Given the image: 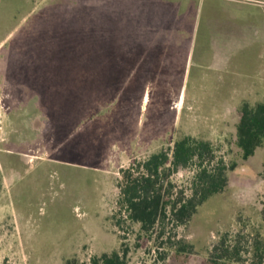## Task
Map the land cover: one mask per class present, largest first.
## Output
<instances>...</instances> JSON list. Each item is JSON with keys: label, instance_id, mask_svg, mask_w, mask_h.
Returning <instances> with one entry per match:
<instances>
[{"label": "rangeland", "instance_id": "rangeland-1", "mask_svg": "<svg viewBox=\"0 0 264 264\" xmlns=\"http://www.w3.org/2000/svg\"><path fill=\"white\" fill-rule=\"evenodd\" d=\"M189 3L0 0V41L4 40L0 48V264H90L93 258L114 251L125 264H210V252L222 237L225 246L240 253L239 262L224 264H264V146L244 161L232 139L210 143L215 156L210 167L222 159L236 168L227 172L224 191L208 198L184 225L166 220L146 233L129 222L118 205L122 169L161 150L170 156L174 142L185 137L188 115L193 133L214 129L231 135L234 113L229 106L241 97L191 95L192 74L188 79L132 81L128 87L125 81L97 80L83 87L68 106L63 68L37 64V72L46 66L51 79L34 90L40 94L42 110L28 113L20 89H29V84L3 74L6 67H18L6 63L11 57L30 55L29 47L14 46L34 34L26 30L34 24L33 13L38 17L35 42L48 48H35L31 54L48 56L50 48L63 42L62 32L75 37L79 31L84 46L121 41L124 36L137 40L141 32L133 30L151 21L135 14L147 11L160 18L163 13L177 18L182 5ZM109 9L134 16H112ZM185 17L186 30L193 28V40H221L203 34V17L195 19L192 12ZM244 18L248 23L249 17ZM125 25L132 31H119ZM113 28L116 31L109 32ZM243 39L251 36L246 32ZM214 114L218 118L210 128ZM93 152L99 172L83 166ZM194 163L170 177L173 192L190 194L197 170Z\"/></svg>", "mask_w": 264, "mask_h": 264}, {"label": "crops", "instance_id": "crops-1", "mask_svg": "<svg viewBox=\"0 0 264 264\" xmlns=\"http://www.w3.org/2000/svg\"><path fill=\"white\" fill-rule=\"evenodd\" d=\"M191 1L192 3L182 5L183 10L179 9L182 14L177 18L172 16L170 19L169 13L167 17L166 13L162 15L158 13L161 15L160 18L154 12L152 14L147 11L146 13L138 12L135 14L136 16L151 21L150 23H142L140 29L133 30L141 32L139 39L129 40L127 36H124V40L121 41L109 40L91 46L83 45L82 54L72 59L62 56L31 54L35 48L40 50L48 48V46H41L35 42L38 17L33 13L34 24L26 30L34 34L29 37L26 36L21 43L14 46L29 47L30 55L11 57V61L6 63L18 65L17 71L16 68L6 67L3 74H12L17 77H15L16 79L26 81L29 84V89H20L22 90L21 95L25 96L27 100L28 107L25 110L28 113L42 110L40 94L35 93L34 90L37 85H42L44 80L46 82L51 79L48 76L49 72L46 66L41 68L42 71L37 72L35 67L37 64L76 63L78 65L76 76L72 75L81 81L82 88L93 83L90 81L100 79L125 81V86L128 87L132 81L188 79L193 74L195 83L192 86L193 91H190L191 95L212 93L241 98L234 100L229 106L234 113L232 136L224 130L216 131L214 129L206 134L204 132L199 135L196 132L193 133L189 115L184 120V122L188 121L189 123L184 136L196 137V139L209 143H229L231 139L233 143H236L238 111L241 106L243 104L250 106L264 104V0ZM188 12L194 13L195 19L198 15L200 18L203 17L202 25L205 36L209 34L213 37L220 36L221 40H213L212 44L210 41L193 40L191 34L193 28L190 27L188 31L184 26L185 15ZM97 13L100 14L99 11ZM109 14L112 16L129 15L126 11L114 9H109ZM129 16H134V14ZM245 16L249 17L248 23L244 18ZM149 17L152 19L149 20ZM127 26L129 25H125L124 29L119 31H132ZM199 28L200 26L197 31ZM111 31H116V29H109V32ZM150 32H155V34H150ZM246 32L251 36L248 41L243 39ZM3 42L4 40L0 41V48ZM247 57L248 59H246ZM25 64L30 65L28 69L21 66ZM36 80L39 82L37 83ZM32 84L34 86H31ZM180 107L183 108V105L179 100L178 109ZM188 109L190 111V107ZM32 116L33 114H29L30 118ZM216 118H218L217 114L211 115L210 128L215 127ZM184 124L181 126L182 129L185 127ZM263 146L259 148L261 149ZM87 157L91 161L83 166L94 172H99L100 164L95 152H93L92 157L89 155Z\"/></svg>", "mask_w": 264, "mask_h": 264}, {"label": "trees", "instance_id": "trees-1", "mask_svg": "<svg viewBox=\"0 0 264 264\" xmlns=\"http://www.w3.org/2000/svg\"><path fill=\"white\" fill-rule=\"evenodd\" d=\"M66 29L69 28L65 27L64 30ZM59 37L63 42L56 43L50 49L51 56L72 59L82 54L83 45L79 31L75 37L66 32H62ZM53 65L58 70L63 68L67 75L64 96L68 106H71L82 89L81 81L72 75L78 65L73 62L62 66ZM90 82L94 83V81ZM238 117L235 144L242 160L246 161L264 144V104L255 106L243 104L238 111ZM170 153L169 156L168 152L161 150L145 159L132 161L127 168L120 171L121 178L117 182L119 211L121 214L124 213L129 222L139 224L140 229L146 233L153 231L166 220L176 225L186 224L208 198L224 191L227 186V172L236 168L235 163L228 165L222 159H218L210 167L209 164L215 157L212 145L192 137H183L174 142ZM207 157L210 160L205 161ZM193 162L197 170L189 188L190 194L185 195L182 190L173 192L175 187L170 177L178 169L187 168ZM224 242L225 238L222 237L212 248L210 264L240 261L239 250L235 247L229 249ZM65 264H71V261H66ZM90 264H125V262L120 254L114 251L109 255L93 258Z\"/></svg>", "mask_w": 264, "mask_h": 264}]
</instances>
